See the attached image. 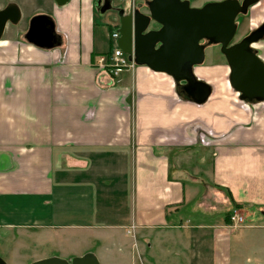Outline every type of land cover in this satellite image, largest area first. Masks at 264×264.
I'll return each mask as SVG.
<instances>
[{"label": "crops", "instance_id": "obj_1", "mask_svg": "<svg viewBox=\"0 0 264 264\" xmlns=\"http://www.w3.org/2000/svg\"><path fill=\"white\" fill-rule=\"evenodd\" d=\"M95 2L52 1L50 48L24 30L0 40V235L54 249L25 264H129L132 247L140 264H232L227 216L264 217V104L240 101L218 66L195 71L202 105L145 66L97 68Z\"/></svg>", "mask_w": 264, "mask_h": 264}, {"label": "water", "instance_id": "obj_2", "mask_svg": "<svg viewBox=\"0 0 264 264\" xmlns=\"http://www.w3.org/2000/svg\"><path fill=\"white\" fill-rule=\"evenodd\" d=\"M63 6L69 0H53ZM106 6L99 8L98 15L111 9V0H104ZM139 1V0H137ZM142 1V0H140ZM259 0H222L192 7L188 0H145L146 12L134 7L132 0H117L121 3L115 9L118 22L117 47L133 60L137 66H145L155 73H162L181 85L189 101L202 105L210 94L211 87L198 79L194 67L203 64L205 45H219L229 68V87L240 101L264 103V61L250 45L264 36V23L240 42L230 45L236 32V19L246 15L248 8ZM20 11L14 4L0 10V40L7 24L15 25ZM47 23L49 36L38 37L34 33L37 23ZM54 23L47 15H38L30 22L24 39L40 48H50L55 40ZM52 40V41H51ZM264 215V212H263ZM0 264H6L0 258ZM30 264H99L92 253L65 260L50 257Z\"/></svg>", "mask_w": 264, "mask_h": 264}, {"label": "rangeland", "instance_id": "obj_3", "mask_svg": "<svg viewBox=\"0 0 264 264\" xmlns=\"http://www.w3.org/2000/svg\"><path fill=\"white\" fill-rule=\"evenodd\" d=\"M192 7H201L205 3L217 2L222 0H188ZM52 0H0V9L4 8L8 4H14L20 11V19L17 24H7L2 37L16 35L20 30L27 31L30 27V22L32 19L41 13L51 12ZM117 5H122L119 2L113 1L111 3V9H116ZM251 14V20L244 18L246 21L242 27L239 29L235 39L237 40L240 35H242L249 23H255L257 20L264 16V0H259L257 3L252 5L249 9ZM95 33L102 32L104 36V53H109L114 49L117 44L115 40L110 41V33L118 25L117 20L112 15L111 11H106L103 15H95ZM259 55L264 59V41L262 43V48L259 49ZM218 66V76L224 82H228L229 68L225 62L224 57L220 54L218 47H210L205 50V59L202 65L194 67L195 71L201 74H208L212 67ZM199 68V69H198ZM259 108L264 109V105H260ZM262 217V215H261ZM245 219V218H244ZM230 222V214H229ZM231 224V222H230ZM248 225L249 223L245 221L236 228H231L233 231H237L235 238L237 243H233L232 248V264H264V217H262L261 222H256L251 224L248 228H244L243 225ZM0 230V233H3ZM1 236V235H0ZM131 244V243H130ZM238 244V245H237ZM130 253L132 260L129 264H140V259H138L137 251L132 247ZM54 249L51 246H41L34 247L30 244L29 240L19 241L15 240V235H9L7 237H0V258L6 264H25L27 261L31 260L35 256H54ZM125 260L118 257V255H113L111 260L112 264H125Z\"/></svg>", "mask_w": 264, "mask_h": 264}, {"label": "flooded vegetation", "instance_id": "obj_4", "mask_svg": "<svg viewBox=\"0 0 264 264\" xmlns=\"http://www.w3.org/2000/svg\"><path fill=\"white\" fill-rule=\"evenodd\" d=\"M53 1V0H52ZM113 1H116L117 0H111V3H113ZM239 2H241L242 0H238ZM132 4L134 7H137L140 11L142 12H146V7H145V0H142V1H137V0H132ZM103 6H106V3L104 0H101V3H100V6L99 8L103 7ZM6 7V6H5ZM4 7V8H5ZM120 7V5L118 6L117 5V8ZM3 9V8H2ZM249 9L250 7L248 8V11H247V14L246 15H239L235 21L236 23V32H235V36L233 38V40L231 41V43L229 44L230 45H234L238 42H240L243 38H245L246 36H248L253 30L257 29L258 27H260L263 23H264V16L262 18H260L259 20H257L254 24L253 23H249L248 24V27L246 28L245 32L239 36V38L236 40L235 37L239 31V29H242L244 23L246 22L244 20V18H248V20H251V14L249 12ZM1 10V9H0ZM112 13V15L115 17V19L117 18L116 16V12H115V9H109ZM109 10H106V11H109ZM105 11V13H106ZM45 14H49L51 15L50 13H41L40 15H45ZM34 33L40 38V37H45L46 34L49 36V33H50V26L47 24V23H43V22H39L37 23V25L34 27ZM28 31V30H27ZM27 31L25 32V34L27 33ZM24 34V35H25ZM52 41V40H51ZM264 41V36L263 38L259 39L257 42H254L250 45V47L253 49V51L255 52V54H257V56L260 58V55H259V49L262 48V43ZM202 44H204L206 47H205V50L210 48V47H218V50L220 52V46L219 45H210L208 46L206 44L205 41L202 42ZM221 54V53H220ZM222 55V54H221ZM223 56V55H222ZM224 57V56H223ZM225 59V58H224ZM261 59V58H260ZM226 62V61H225ZM227 64V63H226Z\"/></svg>", "mask_w": 264, "mask_h": 264}, {"label": "built area", "instance_id": "obj_5", "mask_svg": "<svg viewBox=\"0 0 264 264\" xmlns=\"http://www.w3.org/2000/svg\"><path fill=\"white\" fill-rule=\"evenodd\" d=\"M118 37L117 26H115V29L110 33V40L117 41ZM94 66L114 76L123 69L133 68L135 64L116 46L106 55L97 56ZM230 222L231 228H236L244 222V218L238 212H233L230 215Z\"/></svg>", "mask_w": 264, "mask_h": 264}, {"label": "trees", "instance_id": "obj_6", "mask_svg": "<svg viewBox=\"0 0 264 264\" xmlns=\"http://www.w3.org/2000/svg\"><path fill=\"white\" fill-rule=\"evenodd\" d=\"M175 87H176V91H177V94L179 95V97L182 99L188 100V98L186 97L185 93L183 92V90L181 88V85H178L177 83H175ZM233 205L235 208H240L239 205H237V204L233 203ZM227 220L229 221V216H227Z\"/></svg>", "mask_w": 264, "mask_h": 264}, {"label": "bare ground", "instance_id": "obj_7", "mask_svg": "<svg viewBox=\"0 0 264 264\" xmlns=\"http://www.w3.org/2000/svg\"><path fill=\"white\" fill-rule=\"evenodd\" d=\"M264 104V103H263Z\"/></svg>", "mask_w": 264, "mask_h": 264}]
</instances>
